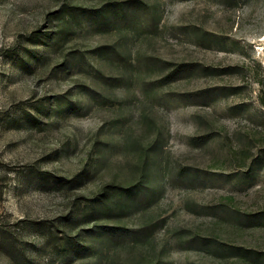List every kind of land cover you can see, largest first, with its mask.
<instances>
[{"label":"rangeland","instance_id":"obj_1","mask_svg":"<svg viewBox=\"0 0 264 264\" xmlns=\"http://www.w3.org/2000/svg\"><path fill=\"white\" fill-rule=\"evenodd\" d=\"M0 264H264V0H0Z\"/></svg>","mask_w":264,"mask_h":264}]
</instances>
